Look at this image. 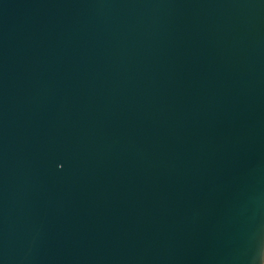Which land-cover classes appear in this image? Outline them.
<instances>
[{"label": "water", "instance_id": "water-1", "mask_svg": "<svg viewBox=\"0 0 264 264\" xmlns=\"http://www.w3.org/2000/svg\"><path fill=\"white\" fill-rule=\"evenodd\" d=\"M0 264H264V0H0Z\"/></svg>", "mask_w": 264, "mask_h": 264}]
</instances>
